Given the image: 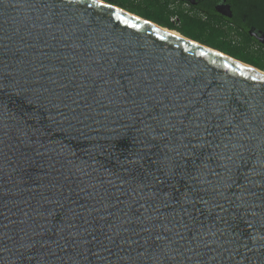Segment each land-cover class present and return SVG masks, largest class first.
Returning <instances> with one entry per match:
<instances>
[{
  "label": "water",
  "instance_id": "1",
  "mask_svg": "<svg viewBox=\"0 0 264 264\" xmlns=\"http://www.w3.org/2000/svg\"><path fill=\"white\" fill-rule=\"evenodd\" d=\"M0 264H264V72L101 0H0Z\"/></svg>",
  "mask_w": 264,
  "mask_h": 264
},
{
  "label": "trees",
  "instance_id": "2",
  "mask_svg": "<svg viewBox=\"0 0 264 264\" xmlns=\"http://www.w3.org/2000/svg\"><path fill=\"white\" fill-rule=\"evenodd\" d=\"M101 1L150 21L164 29L175 32L180 36L224 53L264 72V54H254L247 47L233 45L229 32L226 33V30L220 27L215 15L204 16L196 10L180 12L171 9L166 3L159 4L155 0ZM174 15L180 18L179 26L171 23Z\"/></svg>",
  "mask_w": 264,
  "mask_h": 264
},
{
  "label": "flooded vegetation",
  "instance_id": "3",
  "mask_svg": "<svg viewBox=\"0 0 264 264\" xmlns=\"http://www.w3.org/2000/svg\"><path fill=\"white\" fill-rule=\"evenodd\" d=\"M155 1L166 3L171 9L180 12L196 10L204 16L215 15L220 27L226 33L229 32L233 45L247 47L254 54H264V0ZM174 16L171 23L175 20V25L179 26L180 18Z\"/></svg>",
  "mask_w": 264,
  "mask_h": 264
},
{
  "label": "bare ground",
  "instance_id": "4",
  "mask_svg": "<svg viewBox=\"0 0 264 264\" xmlns=\"http://www.w3.org/2000/svg\"><path fill=\"white\" fill-rule=\"evenodd\" d=\"M173 34H175V35H178L177 33H175V32H172Z\"/></svg>",
  "mask_w": 264,
  "mask_h": 264
},
{
  "label": "built area",
  "instance_id": "5",
  "mask_svg": "<svg viewBox=\"0 0 264 264\" xmlns=\"http://www.w3.org/2000/svg\"><path fill=\"white\" fill-rule=\"evenodd\" d=\"M172 22H173V24L175 25V20H173Z\"/></svg>",
  "mask_w": 264,
  "mask_h": 264
}]
</instances>
